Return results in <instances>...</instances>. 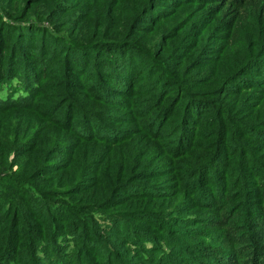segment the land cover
Masks as SVG:
<instances>
[{
    "label": "trees",
    "instance_id": "1",
    "mask_svg": "<svg viewBox=\"0 0 264 264\" xmlns=\"http://www.w3.org/2000/svg\"><path fill=\"white\" fill-rule=\"evenodd\" d=\"M0 264H264V0H0Z\"/></svg>",
    "mask_w": 264,
    "mask_h": 264
}]
</instances>
